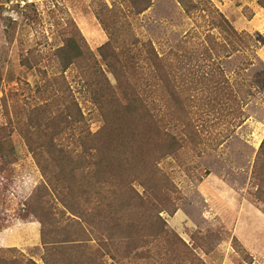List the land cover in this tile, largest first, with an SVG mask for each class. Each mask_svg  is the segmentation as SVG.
Returning a JSON list of instances; mask_svg holds the SVG:
<instances>
[{
	"label": "rangeland",
	"instance_id": "obj_1",
	"mask_svg": "<svg viewBox=\"0 0 264 264\" xmlns=\"http://www.w3.org/2000/svg\"><path fill=\"white\" fill-rule=\"evenodd\" d=\"M191 1L198 10L190 14L183 10L180 0H148L147 10L136 15L130 13L129 0H0V129L22 124L20 118L24 119L37 102V81L41 84L50 79L54 83L58 78L55 51L69 31L77 30L100 62L97 52L108 36L96 11L113 10L115 14L108 11L100 19L107 25H125V35L120 39L127 47L149 43L171 60L177 58L171 52L185 51L190 58L179 60L192 83V78L205 77L210 70L219 73V68L225 80L220 84L225 95L218 101L207 98L210 104L202 99L207 91L202 95L193 88L194 100L188 103L185 123L168 128L183 148L157 165L172 183L168 197L178 208L172 216H161L187 247V257L177 254L179 258L172 257V262L264 264V184L253 177L255 158L264 139V0ZM100 3L105 8H100ZM218 14L247 42V47L240 46L228 58H223L219 47L218 57L210 48V40L230 46L216 27ZM179 43L182 50L176 47ZM205 48L213 52L211 60L200 56ZM29 52L45 75L20 65ZM216 65L219 68L215 70ZM64 77L82 113L91 119L84 79L74 68ZM106 78L115 85L110 74ZM230 90L238 96V109L226 96ZM89 123L91 131L98 130L95 119ZM6 141L13 147L14 162L10 164L7 157L0 156V232L27 223L40 224L27 211L44 182L17 128ZM40 207L39 200L38 210ZM23 231L21 235L27 236L31 245L0 247L1 254L8 260L43 264L40 238L33 244L30 228Z\"/></svg>",
	"mask_w": 264,
	"mask_h": 264
},
{
	"label": "trees",
	"instance_id": "obj_2",
	"mask_svg": "<svg viewBox=\"0 0 264 264\" xmlns=\"http://www.w3.org/2000/svg\"><path fill=\"white\" fill-rule=\"evenodd\" d=\"M180 2L188 14L198 10L191 0ZM129 4L130 13L136 15L148 8V0H129ZM101 7L105 5L100 3ZM106 12L96 11L108 36L97 52L100 62L77 30L69 31L55 51L58 78L54 83L36 80L37 102L15 127L44 181L27 212L40 223L43 264H174L171 258H179L177 254L187 257V247L161 216H172L178 208L168 197L172 183L157 165L183 148L168 128L186 119L188 103L194 100L193 88L202 95L207 91L201 96L210 104L207 98L218 101L225 95L220 85L225 80L216 65L219 73L210 70L205 77L192 78V83L190 75L182 72L181 58H190L185 51L171 52L177 57L171 60L149 43L127 47L120 39L125 25L105 24L100 16ZM217 16L216 27L230 46L210 40V48L218 57L219 47L223 58H228L240 46L247 47V42L222 15ZM176 47L184 48L181 43ZM211 50L205 48L200 56L211 60ZM35 58L29 52L20 65L45 75ZM69 68L84 79L91 119L82 113L68 88L64 74ZM106 74L113 77L115 85L108 82ZM226 96L238 109V96L231 90ZM92 119L99 123L96 131L90 130ZM15 128L0 129V156L7 157L10 164L14 151L6 140ZM254 176L264 184V139L253 165ZM1 253L0 264H35L8 260Z\"/></svg>",
	"mask_w": 264,
	"mask_h": 264
},
{
	"label": "crops",
	"instance_id": "obj_3",
	"mask_svg": "<svg viewBox=\"0 0 264 264\" xmlns=\"http://www.w3.org/2000/svg\"><path fill=\"white\" fill-rule=\"evenodd\" d=\"M29 227L30 233H33V244L39 243V225L37 223H27L23 227L17 228H8L0 232V247L1 248H9V247H26L27 245H31L28 243V237L23 234V228ZM22 229V230H21ZM29 233V234H30ZM31 235V234H30ZM37 246V245H36Z\"/></svg>",
	"mask_w": 264,
	"mask_h": 264
}]
</instances>
